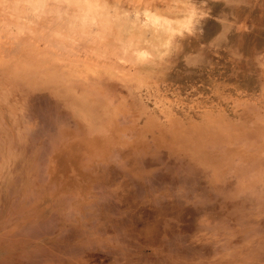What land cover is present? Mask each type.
Returning <instances> with one entry per match:
<instances>
[{
    "label": "rangeland",
    "instance_id": "obj_1",
    "mask_svg": "<svg viewBox=\"0 0 264 264\" xmlns=\"http://www.w3.org/2000/svg\"><path fill=\"white\" fill-rule=\"evenodd\" d=\"M39 1L0 0V264H264V0Z\"/></svg>",
    "mask_w": 264,
    "mask_h": 264
},
{
    "label": "bare ground",
    "instance_id": "obj_2",
    "mask_svg": "<svg viewBox=\"0 0 264 264\" xmlns=\"http://www.w3.org/2000/svg\"><path fill=\"white\" fill-rule=\"evenodd\" d=\"M88 1V0H87ZM40 1L39 0H29V2H28V5L30 6V7H32V8H34V9H36V8H38L39 6H40V3H39ZM73 1H71V3H72ZM27 3V2H26ZM43 3V2H42ZM75 3V2H74ZM92 3V2H91ZM87 5V4H86ZM42 6H43V4H42ZM78 7V6H77ZM95 7H97V6H95ZM102 7H104V6H102ZM12 8V7H11ZM40 8H41V6H40ZM79 8V7H78ZM86 8V7H85ZM90 8H92V10H94L93 8H94V4H88L87 5V11L86 10H83L84 8H82V11H80L79 13H78V15H79V17L81 18V20H84V19H87V20H91V19H93L92 18V15H90V14H88V12H89V10H90ZM101 8V7H100ZM92 10H90V11H92ZM103 12V11H102ZM106 12V11H105ZM104 12V13H105ZM96 13V12H95ZM98 13V12H97ZM96 13V14H97ZM98 15V14H97ZM99 15H100V13H99ZM98 15V16H99ZM106 15V14H105ZM18 16V15H17ZM75 16V15H74ZM96 16V15H95ZM98 16L96 17V18H98ZM103 16V15H102ZM101 16V17H102ZM107 17H108V13H107ZM124 17V16H123ZM75 18V17H74ZM77 18V17H76ZM99 18H100V16H99ZM109 18V17H108ZM107 18V19H108ZM117 18V17H116ZM15 19H16V17H15ZM25 19V18H24ZM78 19V21H79V18H77ZM95 19V18H94ZM109 19H111V18H109ZM20 20V19H19ZM20 21H22V20H20ZM76 21V20H75ZM99 21V20H98ZM111 21V20H110ZM119 21V20H118ZM124 21V20H123ZM77 22V21H76ZM75 22V23H76ZM82 22H84V21H82ZM81 22V23H82ZM89 23V22H88ZM119 23V22H118ZM162 23V22H161ZM22 24H23V21H22ZM83 24V23H82ZM81 24V25H82ZM93 24V23H92ZM107 24V23H106ZM114 24V23H113ZM168 24V23H167ZM166 24V25H167ZM180 24V23H179ZM88 25V24H87ZM134 25V24H133ZM77 26H78V22H77ZM83 26V25H82ZM115 26H116V24H115ZM121 26V25H120ZM74 27V26H73ZM112 27H114V26H112ZM140 27V26H139ZM167 27V26H166ZM176 27V26H175ZM16 30H21V28H22V25L20 24V23H17L16 24ZM88 28V27H87ZM118 28H119V25H118ZM118 28H117V30H118ZM73 29H75V28H73ZM84 29H85V27H84ZM133 29H134V27H133ZM172 29V28H171ZM2 30V29H1ZM29 31H30V29H28ZM138 30H140L139 28H138ZM9 31V30H8ZM124 31V30H123ZM5 32H6V30H5ZM32 32V31H31ZM90 32V31H89ZM89 32H87V33H89ZM118 32H119V30H118ZM1 33V32H0ZM15 33V32H14ZM54 33V32H53ZM126 33V32H125ZM171 33V32H170ZM119 34H120V32H119ZM155 34V33H154ZM165 34V33H164ZM17 35H18V33H17ZM118 35V34H117ZM116 35V36H117ZM167 35V34H166ZM0 36H2V35H0ZM124 36H126L125 34H124ZM131 36H132V34H131ZM141 36V35H140ZM122 37V36H121ZM135 37V36H134ZM63 38V37H62ZM165 38H166V36H165ZM164 38V39H165ZM15 39V38H14ZM118 39V38H117ZM120 40H121V38H119ZM132 39V38H131ZM154 39H155V37H154ZM163 40V39H162ZM9 41V40H8ZM14 41H16V40H14ZM123 41V40H122ZM140 41V40H139ZM154 41V40H153ZM156 41V40H155ZM13 42V41H12ZM125 42V41H124ZM4 43H6V42H4ZM8 43V42H7ZM126 43V42H125ZM147 43V42H146ZM145 43V44H146ZM3 44V43H2ZM1 44V45H2ZM16 44V43H15ZM20 44V43H19ZM139 44V43H138ZM142 45H140L139 47L137 46L136 48L138 49V57H142V56H144V55H147V54H150V53H155V50H156V45H155V47L153 46V45H143V43H141ZM3 45H5V44H3ZM11 45V44H10ZM16 45H18V44H16ZM111 44H109L108 46H110ZM107 46V45H106ZM132 46H134V45H132ZM131 46V47H132ZM12 47V46H11ZM20 47H21V45H20ZM130 47V48H131ZM162 47V46H161ZM3 48H5V47H3ZM9 48V47H8ZM159 47H157V49H158ZM10 49V48H9ZM18 49V48H17ZM135 49V48H134ZM1 50V49H0ZM4 50V49H3ZM131 50H133V49H131ZM158 50H160V49H158ZM136 52H137V50H135ZM6 52V51H5ZM11 53H13L12 52V49H11V51H10ZM135 52V53H136ZM8 53H9V50H8ZM5 55L4 56H7V52L6 53H4ZM10 54V53H9ZM50 54V53H49ZM53 54V53H52ZM134 54V53H133ZM15 55V54H14ZM136 55H137V53H136ZM149 58V57H148ZM139 59V58H138ZM146 60V59H145ZM106 69V68H105Z\"/></svg>",
    "mask_w": 264,
    "mask_h": 264
}]
</instances>
